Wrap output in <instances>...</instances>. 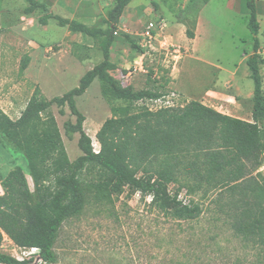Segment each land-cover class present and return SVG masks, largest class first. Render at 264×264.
<instances>
[{"label": "rangeland", "instance_id": "rangeland-1", "mask_svg": "<svg viewBox=\"0 0 264 264\" xmlns=\"http://www.w3.org/2000/svg\"><path fill=\"white\" fill-rule=\"evenodd\" d=\"M229 1L132 0L127 9L141 4L136 13L128 15L127 23L131 20L134 26L125 23L121 27L125 32L118 31L115 36L123 44L124 50L120 55L113 54L112 60L119 70L112 69L111 75L123 85L128 84L130 79L134 91L150 87L153 80L149 76H153L154 87H161L165 92L160 98L161 104L172 100L176 108L194 100L231 116L233 109L227 106L228 103L232 106L235 104L226 98L230 93L229 88L222 82L219 84L217 79L223 81L235 71L234 78L242 80L252 90L253 81L248 77L245 58L253 52V35L247 28L245 0H233V7L229 6ZM25 5L24 0H0V105L12 119L19 116L32 92L39 87L36 76L43 87L41 93L50 99L78 85L84 69L74 57L86 55L95 61L101 56L99 47L90 38L79 32L67 33L68 29L59 26L54 19H50L43 29L36 21L42 11L25 15ZM56 8L54 12L68 16L59 7ZM256 8L260 26L258 53L264 57V0H256ZM199 12L201 26L198 31L196 20ZM159 16L166 23L162 39L174 46L160 53L148 52L142 59L144 71H132L138 60V50L123 34L137 42L140 38L134 33L143 31L145 25L154 23ZM32 18L36 24L30 27ZM100 20L94 23L102 25ZM187 28L194 34L192 39L185 35ZM29 36L41 44H50V49L42 50L44 63L48 67L39 71L34 66L21 73L18 67L27 51ZM173 47H178L179 52L175 53ZM195 51L199 59L193 58ZM175 60V67H172ZM259 70L264 89V65L260 64ZM9 91L15 93L16 101L13 97L9 98ZM172 93L175 96H171ZM10 101H13L12 110L6 104ZM75 101L85 117L84 131L91 137L93 149H99L95 134L111 116L110 105H123L124 102L105 99L97 79ZM137 104L155 106L148 100L145 103L138 101ZM58 109L54 104L49 108L68 158L73 161L81 155L76 144L78 134L67 139L63 123L67 119L74 121L75 117L66 106L63 115ZM237 109L240 110V119L251 121V100L241 102ZM241 159L244 171L255 174L263 167L259 172L264 175V152L257 170H254L255 160L252 156H241ZM16 166L24 172L29 190L33 192V182L23 152L0 133V185L8 171ZM89 181H96V178L85 174L81 176L82 184ZM191 181L182 170L167 189L171 195L184 191L190 201L201 203L202 211L193 220L174 218L160 208L159 202L151 203L145 196L137 195L126 187L119 195H105L91 187L86 191L80 213L62 223L54 245L58 256L54 264H264V249L246 247L239 237L234 236L224 216L218 214L216 205L210 204L214 190L208 191L206 199H201L202 190L188 192L187 184ZM1 251L19 260H27L38 254V251L32 253L31 248L16 246L6 236ZM39 264L47 263L41 261Z\"/></svg>", "mask_w": 264, "mask_h": 264}, {"label": "trees", "instance_id": "trees-1", "mask_svg": "<svg viewBox=\"0 0 264 264\" xmlns=\"http://www.w3.org/2000/svg\"><path fill=\"white\" fill-rule=\"evenodd\" d=\"M25 15L39 9L37 22L46 25L50 19L68 30L79 32L95 42L102 60L87 70L78 85L50 99L35 88L16 119L0 108V133L23 152L34 191L29 190L22 169L14 167L1 180L0 195V264H31L32 257L19 260L1 251L4 236L16 246L37 248L43 262L58 260L54 245L62 223L80 213L86 191L91 187L102 194L119 195L123 188L152 195L151 203L177 219L193 220L201 211L200 202L189 206L168 192L169 183L176 181L181 171L192 181L188 192L202 190L201 199L214 190L210 204L223 215L234 236L246 247L264 249V175L244 171L241 156H252L254 170L264 152V89L259 65L260 26L256 0H245L247 28L253 35L252 53L245 58L248 77L253 81L251 121L220 113L198 101L181 107L150 110L137 102L163 97L165 92L155 87L134 91L108 73L110 46L115 39L125 7L131 0H112L102 25L89 26L49 11L44 2L24 0ZM185 35L193 38L189 28ZM130 44L141 51L138 41ZM23 56L19 71L27 66ZM94 79L99 81L102 96L108 101L119 100L123 105H110L111 116L97 130L99 143L94 152L91 137L84 131V115L75 98L85 93ZM155 82V79L153 80ZM54 104L60 114L64 107L75 117L63 123L64 135L76 141L81 155L70 161L62 136L49 110ZM90 175L96 181L81 183V176ZM206 186V187H205Z\"/></svg>", "mask_w": 264, "mask_h": 264}, {"label": "crops", "instance_id": "crops-1", "mask_svg": "<svg viewBox=\"0 0 264 264\" xmlns=\"http://www.w3.org/2000/svg\"><path fill=\"white\" fill-rule=\"evenodd\" d=\"M38 1L44 2L47 5L49 11H51V12H54L53 9H57L56 7H59L60 10H63L64 13H66L68 15V16H63V15H61V16L69 18V19L77 20V21L82 22V23H84L86 25H89V26L97 25L98 23L97 24L94 23L95 20H97V19L99 20L100 18L102 20L103 18H105L106 14H104V12H105V10L107 12V10L110 8L111 3H112V0H38ZM59 3L61 5H59ZM140 4L141 3H139L138 5H136V6L132 7V8H129V9H127L128 5L125 7V9L123 11V14H122V16L120 18V23H119V25L117 27V31L125 32V29H122L121 27L123 25H125V23H127L128 15L136 13L137 8H138V6ZM52 5H54L55 7L52 8ZM229 6L233 7V0L229 1ZM38 11H39V9L35 10L32 14H36ZM54 13H56V12H54ZM32 14H29V15L31 16ZM57 14H59V13H57ZM160 18H161V16L157 17V19L155 20L154 23H150V24H147V25H153V26L156 25L157 21ZM34 21H35V19L32 18V24H31L30 27L35 26L36 23H34ZM36 21H37V19H36ZM37 24H38V22H37ZM127 24L130 27L134 26V22L131 21V20H129ZM46 25H41V26L44 29V28H46ZM147 25H145L143 27V31L136 32L134 34L137 37L139 36L138 38H141L140 34L145 31V27ZM200 26H201V12L198 13L197 20H196V27H197L198 31L200 29ZM30 27H28V29ZM165 27H166V23H165V26L163 27V29L160 32H158L159 33V38H161V39L163 38L162 34H163V31H164ZM67 33H70V30H68ZM72 35H75V34H72ZM123 36H124V34H123ZM91 40H92V42H94L93 39H91ZM117 42H119V40H117V37H115L113 43L110 46V50H109V61L113 65V67L110 70H108V73L110 75H111L110 71L112 69L119 70L117 68V65H116L115 61L112 60L113 54H116V55L119 54L120 55V54H122V52L124 50L123 49V44L120 43V42L119 43H117ZM27 44H28L27 51L23 55V56H27L28 57V62H27L26 68L27 69H31V68H33L35 66V68L37 67L36 69L39 68V71H41L44 68H47L48 66H46V64L44 63V60H43V56H42L43 55V51L42 50L43 49L44 50H48V48L50 49V44H41V42H39V40H32L30 36H29V40H28ZM88 46H90V45H88ZM195 54H196V51L193 53V58L194 59H199V58H197V56ZM138 55H139L138 56V60H137L138 62L135 61L134 64L140 63L142 61V59L145 57L144 56L142 58V55H141L140 51H138ZM22 57H21V59H22ZM74 60H76V62L80 66H83L84 73H85L87 70L91 69L96 63H98V62H100L102 60V55L98 56L95 59V61H92L89 58V56L87 57L86 55H83V56H80V57H74ZM78 64L73 63V65H78ZM26 68H25V70H26ZM18 70H19V67H18ZM234 75H235V71L232 72V75L229 78H226L223 81L221 80V78H218L217 81H218L219 84H221V82H222L224 86L229 88L230 93L226 96V98H227L228 101L232 100L234 102V104H235V106H232L231 104L228 103L227 107H232L233 112H234V114L232 113L231 116L236 117V118H240L238 116V114L240 113V110H238L237 107H238V105H240L241 102H243V101L244 102H249L251 100L253 88H252V90L248 89L246 87V85H244L243 81L242 80L238 81L237 79L234 78ZM125 77L127 78V75H125ZM153 78H154L153 76H149L150 80H154ZM36 81H37V83L39 85V87H36V88L42 90L43 87H42V85H41V83L39 81V78L37 76H36ZM128 84L130 86L134 87V85L132 84L130 79H128ZM154 86H155L154 85V81H152V85L150 87H146L145 89H147V88H152L153 89ZM214 93H216V92H214ZM8 95H10V97H9L10 99L13 97L14 101H16L17 98H16V95H15V93L13 91H9ZM6 104H7L8 108L10 110L13 109V101L7 102ZM205 106H207V105H205ZM0 108L6 113V111L1 107V105H0Z\"/></svg>", "mask_w": 264, "mask_h": 264}, {"label": "built area", "instance_id": "built-area-1", "mask_svg": "<svg viewBox=\"0 0 264 264\" xmlns=\"http://www.w3.org/2000/svg\"><path fill=\"white\" fill-rule=\"evenodd\" d=\"M164 26H165V21H164L163 18H160L157 21L156 25H154V26L153 25H147L145 27V31L140 34L141 38L138 41V45L141 48L140 53L142 55V58L144 56H146V54L148 52L160 53L163 50H166L167 51L170 46H174L172 44H167L166 41H164L163 39L159 38V33L158 32H160L163 29ZM113 34L116 36L118 34V31L115 30L113 32ZM173 48H174L173 51L175 53H178L179 52L178 47L177 48L173 47ZM175 64H176V60L173 62L172 67H175ZM137 70H139L141 72L144 71V67H143L142 61L140 63H138V64H134L132 71H137ZM171 96H175V94L172 93ZM148 101H151L153 104H155L154 107H157V108H155V110L158 109V108H162V107H172V106H175L172 100L166 101L165 104H161L162 101H161L160 98L150 99ZM154 107H149L148 106V108L150 110H153L152 108H154ZM98 150L99 149H94V152H98ZM262 166H264V164ZM261 170H263V167H261L259 171H261ZM2 193H3V189H2V187L0 185V195H2ZM136 194L139 195L140 192H136ZM145 197L147 198L148 201H151V199H152V195L151 194H148ZM175 197H176V200L179 201V202H181L183 205L189 206L190 199L185 194L184 191L177 192L175 194ZM37 251H38L37 248H31V252L32 253L37 252Z\"/></svg>", "mask_w": 264, "mask_h": 264}, {"label": "water", "instance_id": "water-1", "mask_svg": "<svg viewBox=\"0 0 264 264\" xmlns=\"http://www.w3.org/2000/svg\"><path fill=\"white\" fill-rule=\"evenodd\" d=\"M42 261L39 254H36L32 257L31 264H39Z\"/></svg>", "mask_w": 264, "mask_h": 264}]
</instances>
